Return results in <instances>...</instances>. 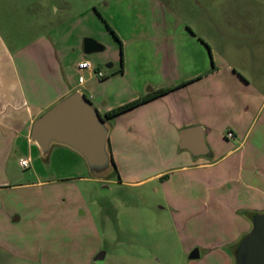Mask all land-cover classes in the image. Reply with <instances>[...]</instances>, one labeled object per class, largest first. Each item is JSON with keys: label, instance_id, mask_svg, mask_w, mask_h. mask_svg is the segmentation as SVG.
Returning a JSON list of instances; mask_svg holds the SVG:
<instances>
[{"label": "crops", "instance_id": "crops-1", "mask_svg": "<svg viewBox=\"0 0 264 264\" xmlns=\"http://www.w3.org/2000/svg\"><path fill=\"white\" fill-rule=\"evenodd\" d=\"M137 30L121 36L120 67L107 72L97 68L104 77L85 70L87 76L79 82L63 75V59L49 38L11 50L0 29V233L24 231L29 223L27 211L5 208L4 196L50 182L23 181L38 176L37 164L55 171L75 167L74 178L91 181L84 159L66 146L53 145L41 157L30 138L38 116L75 90L104 114L170 88L107 120L118 174L103 183L138 187L151 182L160 215L169 214L176 223L179 217L182 224L202 217L207 222L201 229L205 244L184 243V252L201 246L206 257L222 250L235 264L236 243L251 228L253 214L264 211V85L228 63L205 35L179 18L156 21L151 31L148 24H139ZM79 48L77 63L101 57L88 58ZM185 128H198L193 134L202 136L205 153L180 147ZM227 130L233 137L226 136ZM21 157L29 158L30 171L23 170Z\"/></svg>", "mask_w": 264, "mask_h": 264}, {"label": "rangeland", "instance_id": "rangeland-1", "mask_svg": "<svg viewBox=\"0 0 264 264\" xmlns=\"http://www.w3.org/2000/svg\"><path fill=\"white\" fill-rule=\"evenodd\" d=\"M176 18L205 35L228 63L250 79L258 77L264 85V0H0V29L11 50L49 38L69 80H77L79 74L87 76L74 66L84 37L104 45V50L85 56L99 54L100 58L90 61L94 70L107 72L123 64L121 36L136 35L139 24H148L151 31L156 21ZM36 166L38 176H26L23 181L50 182L30 184L4 196L6 209L10 205L27 211L30 220L24 231L0 233V244L9 247L0 248V264L231 262L222 250H213L215 256L220 254L217 261L214 255L204 257L207 250L201 246L196 247L200 257L190 259V250L184 252L183 244H205L201 229L207 227L206 220L191 218L182 224L179 217L176 223L171 215H160L151 182L138 187L105 185L115 171L101 181L91 177L83 181L74 178L75 167L61 166L55 171L43 164Z\"/></svg>", "mask_w": 264, "mask_h": 264}, {"label": "water", "instance_id": "water-1", "mask_svg": "<svg viewBox=\"0 0 264 264\" xmlns=\"http://www.w3.org/2000/svg\"><path fill=\"white\" fill-rule=\"evenodd\" d=\"M82 47L85 54L105 48L89 36L83 38ZM197 129L181 130L180 147L193 154H203L206 148L202 136L193 134ZM109 130L107 119L93 102L83 92L75 90L35 119L30 138L43 158L53 145H63L77 152L84 159L89 175L101 181L115 170L109 150ZM188 256L199 258L198 248L192 249ZM233 257L235 264H264V211L253 214L251 228L236 243Z\"/></svg>", "mask_w": 264, "mask_h": 264}, {"label": "trees", "instance_id": "trees-1", "mask_svg": "<svg viewBox=\"0 0 264 264\" xmlns=\"http://www.w3.org/2000/svg\"><path fill=\"white\" fill-rule=\"evenodd\" d=\"M95 11H96V13H98L97 12V10L95 9ZM98 15L100 16V14L98 13ZM101 17V16H100ZM101 19L104 21V23L106 24V26L110 29V31L112 32V34L115 36V38L120 42V40H119V38H118V36L116 35V33L111 29V27L108 25V23L101 17ZM120 45H121V43H120ZM122 60V59H121ZM170 90V88H162V89H159V90H156V91H153L152 93H149V94H147V95H144V96H141L140 98H138V99H136V100H133V101H131V102H127V103H125V104H122V105H120V106H117V107H115V108H112L111 110H109V111H107V112H105L104 114H102L104 117H105V119H111V118H113V117H115L117 114H119V113H121V112H123V111H125V110H127V109H130V108H132V107H135L136 105H138V104H140V103H142V102H144V101H146V100H149V99H151V98H153V97H156V96H158V95H161V94H163V93H166L167 91H169ZM115 173L116 174H118V172H117V169H116V165H115Z\"/></svg>", "mask_w": 264, "mask_h": 264}, {"label": "built area", "instance_id": "built-area-1", "mask_svg": "<svg viewBox=\"0 0 264 264\" xmlns=\"http://www.w3.org/2000/svg\"><path fill=\"white\" fill-rule=\"evenodd\" d=\"M77 68L79 70H90V71H94V66L93 64L87 60V59H82L80 60L78 63H77ZM97 76L99 77H104V73L100 70H96L94 71ZM79 82H81L83 80V77L82 76H79L78 78ZM226 136L227 137H233V132L231 130H227L226 131ZM19 163L20 165L23 167V168H28L30 166V162H29V158L27 157H21L19 159Z\"/></svg>", "mask_w": 264, "mask_h": 264}]
</instances>
